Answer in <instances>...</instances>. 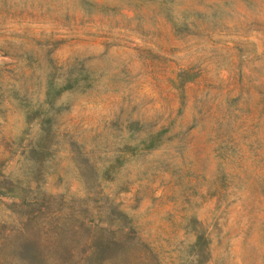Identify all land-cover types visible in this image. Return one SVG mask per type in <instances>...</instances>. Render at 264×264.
Here are the masks:
<instances>
[{
    "label": "rangeland",
    "instance_id": "obj_1",
    "mask_svg": "<svg viewBox=\"0 0 264 264\" xmlns=\"http://www.w3.org/2000/svg\"><path fill=\"white\" fill-rule=\"evenodd\" d=\"M107 224L122 264H264V0H0V264Z\"/></svg>",
    "mask_w": 264,
    "mask_h": 264
},
{
    "label": "trees",
    "instance_id": "obj_2",
    "mask_svg": "<svg viewBox=\"0 0 264 264\" xmlns=\"http://www.w3.org/2000/svg\"><path fill=\"white\" fill-rule=\"evenodd\" d=\"M114 225L107 224L105 227L95 225L99 230L94 234L79 240L68 251L61 246L59 234L53 240L55 251L50 257H44L47 260L44 264H122L123 254L129 251L134 245L132 239H121L118 237H108L102 234L106 229H112ZM118 228L124 230H135L136 227L131 224L125 227L118 225ZM82 247V250L79 248Z\"/></svg>",
    "mask_w": 264,
    "mask_h": 264
}]
</instances>
